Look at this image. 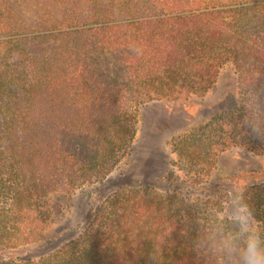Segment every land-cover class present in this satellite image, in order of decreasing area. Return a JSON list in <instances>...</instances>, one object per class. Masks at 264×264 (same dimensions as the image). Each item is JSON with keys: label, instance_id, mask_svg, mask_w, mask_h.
<instances>
[{"label": "trees", "instance_id": "obj_1", "mask_svg": "<svg viewBox=\"0 0 264 264\" xmlns=\"http://www.w3.org/2000/svg\"><path fill=\"white\" fill-rule=\"evenodd\" d=\"M228 64L236 101L171 140L184 178L118 186L74 239L0 264H215L209 204L186 191L229 148L264 154V0H0V253L41 239L50 197L111 173L139 107L203 96ZM244 190L264 221V182Z\"/></svg>", "mask_w": 264, "mask_h": 264}, {"label": "rangeland", "instance_id": "obj_2", "mask_svg": "<svg viewBox=\"0 0 264 264\" xmlns=\"http://www.w3.org/2000/svg\"><path fill=\"white\" fill-rule=\"evenodd\" d=\"M236 98V76L233 66L228 64L220 70L213 88L203 96H181L139 107L135 138L111 173L102 182L83 186L73 194L50 197L49 204L58 203L61 211L54 219L51 211L50 223L41 239L36 244L1 252L0 260L38 258L74 239L90 221L96 206L118 186L170 189L172 185L167 181L170 173L184 178L183 172L172 166L177 156L171 150V140L227 112ZM257 182H264V154L235 147L221 153L209 176L186 193L190 198L206 201L210 213L222 202L226 185L246 187Z\"/></svg>", "mask_w": 264, "mask_h": 264}, {"label": "clouds", "instance_id": "obj_3", "mask_svg": "<svg viewBox=\"0 0 264 264\" xmlns=\"http://www.w3.org/2000/svg\"><path fill=\"white\" fill-rule=\"evenodd\" d=\"M199 245L215 264H264V221L243 186L226 185L222 202L203 221Z\"/></svg>", "mask_w": 264, "mask_h": 264}]
</instances>
